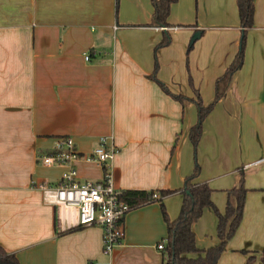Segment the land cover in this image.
I'll use <instances>...</instances> for the list:
<instances>
[{
	"label": "crops",
	"instance_id": "crops-1",
	"mask_svg": "<svg viewBox=\"0 0 264 264\" xmlns=\"http://www.w3.org/2000/svg\"><path fill=\"white\" fill-rule=\"evenodd\" d=\"M206 1L208 12L199 6L197 16L182 12L181 0L172 4L171 43L155 52L165 30L147 27L150 0H0V246L19 264H163L157 245L167 229L157 202L126 215L123 238L108 257L99 227L78 228L75 210L47 204L33 184L56 185L65 171L38 159L57 138H70L86 156L104 137L117 148L112 173L118 190L182 188L193 168L188 134L198 111L150 76L156 58V77L172 94L196 100L197 92L205 107L214 101L216 81L239 50L241 29L236 0H221L218 9L214 0L199 4ZM254 7L243 65L203 121L198 142L201 183L211 185L221 213L227 193L216 190L237 187L236 157L251 145L258 157L251 167L264 164V0H254ZM75 166L79 183L102 180L100 167ZM222 175H232L231 185L219 186ZM162 203L175 220L182 197ZM216 225L205 208L192 227L199 250L217 245ZM250 248L247 243L244 251L256 261Z\"/></svg>",
	"mask_w": 264,
	"mask_h": 264
},
{
	"label": "trees",
	"instance_id": "trees-1",
	"mask_svg": "<svg viewBox=\"0 0 264 264\" xmlns=\"http://www.w3.org/2000/svg\"><path fill=\"white\" fill-rule=\"evenodd\" d=\"M177 0H150L153 6L150 28L164 29L160 43L155 47V52L170 45L171 37L167 32L169 27L167 18L170 14L171 5ZM118 5V0H116ZM239 24L241 29L240 45L232 63L226 69L223 76L217 79L215 84L214 101L203 106L199 94L196 92V100H189L180 95L172 94L156 77L158 72L157 59L154 60L153 73L150 79L154 81L163 92L181 104L193 103L198 111L197 123L190 129L188 138L194 149L197 147L202 134V123L212 111L215 104L223 98L231 85L233 75L241 69L244 59L245 41L247 31L254 27V0H236ZM192 49L189 46L188 51ZM199 167L196 165L192 175L184 180L183 186L177 191H124L122 200L132 209L149 203H158L161 214L166 224L167 235L164 241V248L161 250L163 264H217L220 256L226 251L229 241L236 234L244 213L246 189L244 188L243 173L240 174L239 185L227 193V203L223 213L219 212L211 200L213 190L206 183H194L199 175ZM156 192L161 199L153 200L151 195ZM179 194L182 197V204L178 217L170 220L162 203L165 197ZM210 208L216 219L217 245L206 250H199L196 245L195 235L192 227L200 219L203 210ZM75 229L69 230L73 232ZM248 254V252H244ZM195 256V257H191ZM255 256L250 255L246 264H252ZM0 264H19L15 255L8 254L0 246ZM261 264H264V248L261 251Z\"/></svg>",
	"mask_w": 264,
	"mask_h": 264
},
{
	"label": "built area",
	"instance_id": "built-area-1",
	"mask_svg": "<svg viewBox=\"0 0 264 264\" xmlns=\"http://www.w3.org/2000/svg\"><path fill=\"white\" fill-rule=\"evenodd\" d=\"M85 61L89 56L84 57ZM117 155L111 138H100L94 150L81 155L73 141L67 137H59L51 149L38 156L44 167L61 166L65 168L56 185L33 184V188L41 191L43 200L56 208L77 213V227H99L102 231V253L111 256L120 244L124 231L123 222L132 208L122 200V191L113 182V162ZM83 161L101 168V181L79 183L75 164ZM151 199L159 200L160 195L153 192ZM164 248V241L157 245V250Z\"/></svg>",
	"mask_w": 264,
	"mask_h": 264
},
{
	"label": "rangeland",
	"instance_id": "rangeland-1",
	"mask_svg": "<svg viewBox=\"0 0 264 264\" xmlns=\"http://www.w3.org/2000/svg\"><path fill=\"white\" fill-rule=\"evenodd\" d=\"M219 5H221V0H214V6L216 9H218ZM199 6L202 13L205 14L208 12L209 5L207 1L199 4V0H181V4H180V8L182 12L191 9L194 12L195 16H197V11L199 9ZM255 153H256L255 146L250 145L248 147L247 153L242 158L241 156L236 157L237 166L233 168L239 174V178L236 186L239 185L240 174L243 173L244 188L247 191L245 198L243 219L236 234L229 241L226 247V251L220 256V260L218 264H246L248 254H244L245 252L244 250L247 243H251V248L248 249L251 253L255 251L258 253L256 261H254L252 264H261L260 263L261 250L260 249L258 250V248L264 247V164L261 165L260 168L257 170L251 167V164L258 159ZM198 157H199L198 145L195 149L192 146L191 160L193 162V168L190 175L193 174L195 167L197 165L199 167L200 172L198 177L196 178V181L201 183L202 182L201 180L204 177V175ZM220 167L222 168L223 165H220ZM217 182H219V186L225 187L229 185L231 182H233V177L232 175H222L220 178H218ZM203 183H206L209 186V188H211V185H209L208 182H203ZM232 188H229L227 190L217 189L216 193L223 194L225 191H229ZM221 196L224 201L223 204L224 206L226 204V197H224V195ZM215 207L217 208L216 205Z\"/></svg>",
	"mask_w": 264,
	"mask_h": 264
},
{
	"label": "water",
	"instance_id": "water-1",
	"mask_svg": "<svg viewBox=\"0 0 264 264\" xmlns=\"http://www.w3.org/2000/svg\"><path fill=\"white\" fill-rule=\"evenodd\" d=\"M199 38V33L194 34V36L191 39L190 45H193V43Z\"/></svg>",
	"mask_w": 264,
	"mask_h": 264
}]
</instances>
